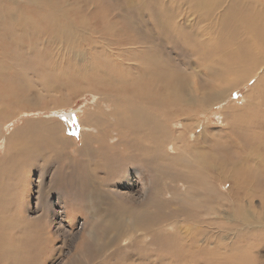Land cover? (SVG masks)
<instances>
[{"label":"rangeland","instance_id":"obj_1","mask_svg":"<svg viewBox=\"0 0 264 264\" xmlns=\"http://www.w3.org/2000/svg\"><path fill=\"white\" fill-rule=\"evenodd\" d=\"M253 1L264 7V0ZM69 2L74 8L81 6L80 14L87 16L96 6L93 0H69L63 2L65 8L70 9ZM11 3L27 10L40 7L32 0H0V16L7 13ZM35 23V27L18 34H0V55L24 52L15 60L7 58L11 61L7 71L6 65L0 69V105L9 115L3 131L11 134L17 128L22 130L28 120L39 124L45 119L49 124V119L77 149L68 148L56 161L49 148L42 158L20 164L23 170L16 174V182H8V215L24 224L17 234L24 258L19 264H236L243 260L264 264V199L257 189L264 181V106L257 97L250 104L253 109H244L249 107L247 94L264 74V64L251 80L234 86V92L225 96V103L210 104L188 120V133L177 143L179 150L169 146L168 141L186 131L185 121L166 122L150 109L162 122L164 133L146 136L126 131L114 140L118 143L114 148L103 142L95 144L99 151L89 152L93 149H84L83 131L70 115L76 112L83 119L102 95L88 86L72 93L73 76L69 74L66 79L60 75L62 59L54 65L34 63L60 50L42 29L43 23ZM27 70L28 77H23ZM40 73L47 75L57 91L53 96L42 86L21 89L30 77L39 80ZM63 79L67 90L60 88ZM11 98L22 103L18 105ZM2 119L1 114L0 123ZM156 138L168 145L162 146L164 151L157 148ZM7 140V136L0 139V174L8 169H4L5 158L14 160L12 150L6 147ZM223 151L232 153L233 162L228 157L226 162L220 161ZM201 155L213 156L209 169L201 167ZM105 162L118 173L108 174ZM26 165L33 168L24 172ZM236 166L249 169L244 175L249 184L239 177L241 167L233 173ZM98 191L103 201L94 200ZM209 203L214 206L212 211L208 210ZM125 208L129 210L124 212ZM110 214L115 219L126 218L129 223L142 215L147 219L113 232L104 228ZM258 225L263 231H255ZM34 242L42 247L39 259L33 256ZM16 245L19 249V239Z\"/></svg>","mask_w":264,"mask_h":264},{"label":"bare ground","instance_id":"obj_2","mask_svg":"<svg viewBox=\"0 0 264 264\" xmlns=\"http://www.w3.org/2000/svg\"><path fill=\"white\" fill-rule=\"evenodd\" d=\"M32 1L40 5L39 10H27L11 3L7 13L0 16V34L3 31L18 34L23 29L35 27V22L40 20L42 29L49 33L50 40L59 45L60 50L57 55H45L34 63L54 65L62 59L60 75L66 79L70 78L69 74L73 76L72 93L80 86H88L102 95L95 102V108L84 113L83 119L76 112L70 115L83 131L84 149H93L89 152L99 151L95 144L103 142L114 148L118 144L114 140L126 131L146 136L164 133L162 122L150 109L163 116L166 122L185 121L186 131L168 141L169 146L179 150L177 143L188 133V122L210 104L225 103V96L234 92L233 87L251 80L264 64V7L253 0H93L96 6L88 16L80 14L81 6L74 8L73 2H69L70 9L65 8L63 2L69 0ZM119 26L123 27L121 31H118ZM22 54L24 52L11 55L4 52L0 55L6 56L0 60V69L6 65L7 71L10 59L15 60ZM28 75V70L22 73L23 77ZM39 77V80L30 77L28 82L22 83L21 89L42 86L45 93L53 96L57 91L51 87L47 75L40 73ZM66 83L63 79L60 88L67 90ZM252 88V92L247 94L249 107H245V111L253 109L250 104L257 97L264 106V74ZM13 102L22 103L18 100ZM84 110L87 109L81 111ZM1 114L0 139L7 136L6 147L12 150L14 160L8 158L7 161L6 157L3 165L9 170L5 169L7 171L0 174V264H19L24 258L21 256L22 242L17 234L23 231L24 224L8 215L9 206L5 200L7 184L16 182V174L23 170L20 164L42 158L47 149H52L54 160L58 161L68 148H77L71 145L67 134L56 122L49 119V124H45V119L39 124L28 120L22 130L17 128L6 135L3 126L9 115H5L2 105ZM155 141L162 151V146H168L164 140L156 138ZM182 152L189 155L187 151ZM222 153L221 162H226L227 157L233 162L231 152ZM201 158L204 162L201 167L209 169L213 156L201 155ZM104 164L108 174L118 173L110 168L108 162ZM239 167L236 166L233 173ZM28 168L33 167L26 165L24 172ZM245 170L241 167L239 177L247 185L249 180L246 181L244 175L249 169ZM258 188L264 199V181ZM97 194L94 200H104L100 191ZM208 205V210L212 211L213 204ZM126 210L129 209L125 208L124 212ZM142 217L129 223L126 218L115 219L110 214L104 228L113 232L132 228L140 219H147L144 215ZM262 228L258 225V229H254L261 232ZM17 239L21 243L19 249L14 246ZM33 249V256L39 259L38 253L42 252L40 243L34 242ZM236 264L252 263L243 260Z\"/></svg>","mask_w":264,"mask_h":264}]
</instances>
